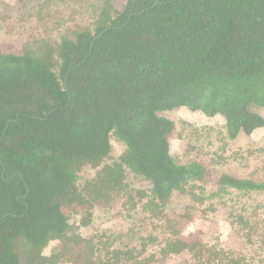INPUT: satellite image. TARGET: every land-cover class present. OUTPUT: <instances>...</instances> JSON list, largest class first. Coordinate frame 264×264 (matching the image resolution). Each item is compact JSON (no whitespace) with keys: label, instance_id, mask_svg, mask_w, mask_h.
Returning a JSON list of instances; mask_svg holds the SVG:
<instances>
[{"label":"trees","instance_id":"trees-1","mask_svg":"<svg viewBox=\"0 0 264 264\" xmlns=\"http://www.w3.org/2000/svg\"><path fill=\"white\" fill-rule=\"evenodd\" d=\"M6 4L19 15L35 10L38 32L0 51V264H57L72 254L73 264H264L263 204L248 211L244 202L264 194V164L260 181L235 177L191 140L194 158L179 162L169 141L176 127L164 116L186 109L220 119L224 146L264 128V0ZM113 138L123 146L114 158ZM128 173L151 187L134 190ZM208 185L215 190L203 198ZM222 194L235 202L226 207L237 252L184 232L182 219L217 211ZM184 195L194 205L164 213ZM115 196L126 199L132 240L82 235L96 206L109 209Z\"/></svg>","mask_w":264,"mask_h":264},{"label":"rangeland","instance_id":"rangeland-1","mask_svg":"<svg viewBox=\"0 0 264 264\" xmlns=\"http://www.w3.org/2000/svg\"><path fill=\"white\" fill-rule=\"evenodd\" d=\"M7 1L8 0H0V51L2 52H9L17 49L29 35L38 32L36 20L29 19V16L32 12L34 13L35 10H29L24 15H19L15 12L11 13L6 4ZM22 18L25 19V21H22ZM260 112L264 117V110H261ZM164 116L172 120L176 127L174 133L170 136L169 141L171 154L176 160H179V162H185L194 158L193 156H195L196 151L186 153L188 148L185 146V143L190 140L193 143L198 141V146L204 148L205 152L213 150L218 156L223 157V160H221L216 166V169L220 172L239 178L250 177L255 181L262 180L263 174L261 172V166L264 164V128L255 130L249 136L241 135L234 141L226 142V145L224 146L223 142L217 138L218 128L221 125V123H219L220 119L208 121L201 114L192 113L186 109H180L176 112H168L164 114ZM110 144L111 156L113 158L117 157L123 151L122 144L114 138L111 139ZM223 146L225 147L224 151L221 149ZM199 155L198 158H202V154ZM212 156L208 157L211 158ZM218 156L213 157L217 159ZM91 174V170H84L81 173L84 177H91ZM126 181L136 191H147V189L151 187L150 183L133 177L130 173L127 174ZM214 190L215 185H208L205 192L202 194V197L208 196V193ZM196 193H198V191ZM225 196L222 194L217 198L215 197L217 211L207 212L205 214L202 212H195V215H193L191 219L192 222L190 223L187 220L185 221V219H182V222L186 223L184 232L194 234L200 231L203 235H206V240L214 241V238H216L222 245L227 247L230 246L237 252L241 249L240 238L236 236L230 226L228 217L229 208L226 207L233 205L235 202H227ZM189 198L188 195L181 197L176 196L167 209L164 210V213L174 214L182 211L181 208L186 207V205H194ZM207 200L210 202L211 199ZM207 200L205 199L201 207L206 206L209 203ZM224 201L226 203L223 205ZM245 201L247 205H250L245 206V209L248 211H250L256 204H263L259 206V210H263L264 208L263 193H252L248 200H244V202ZM193 207L198 208L197 205ZM234 207L236 208L235 211H241V207H244L243 202L237 203ZM106 208L107 206H103L102 204L96 206L93 213V223L89 228H85V230L83 228L81 234L87 236V234L94 235L97 231H107L108 233L115 235L116 239L114 240V243L118 246L121 242L131 241L132 232H129L126 234L127 236H124L127 229L130 228L128 218L131 216V212L129 215H126L128 213L126 199L121 196H115V199L108 207L109 209ZM75 211L76 213L74 214L73 220L76 218V220H79L83 216L84 210L76 209ZM117 239H120V241ZM55 245L56 244L51 243L48 248L44 250L43 254L45 256L50 255ZM69 257H71L69 261L60 260L57 264H73V262L77 260L76 254L67 256V258ZM177 262L182 264L184 259H178Z\"/></svg>","mask_w":264,"mask_h":264}]
</instances>
